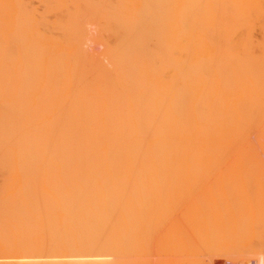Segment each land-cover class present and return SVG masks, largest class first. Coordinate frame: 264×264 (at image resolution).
Wrapping results in <instances>:
<instances>
[{
    "label": "bare ground",
    "instance_id": "1",
    "mask_svg": "<svg viewBox=\"0 0 264 264\" xmlns=\"http://www.w3.org/2000/svg\"><path fill=\"white\" fill-rule=\"evenodd\" d=\"M0 173V264H264V0H0Z\"/></svg>",
    "mask_w": 264,
    "mask_h": 264
},
{
    "label": "rangeland",
    "instance_id": "2",
    "mask_svg": "<svg viewBox=\"0 0 264 264\" xmlns=\"http://www.w3.org/2000/svg\"><path fill=\"white\" fill-rule=\"evenodd\" d=\"M9 2V1H8ZM2 173H0V175H1ZM2 180V175H1V177H0V181ZM246 256V255H245ZM248 256V255H247Z\"/></svg>",
    "mask_w": 264,
    "mask_h": 264
}]
</instances>
